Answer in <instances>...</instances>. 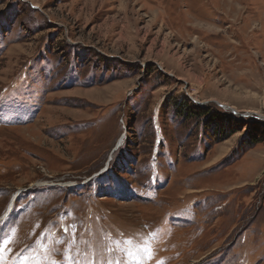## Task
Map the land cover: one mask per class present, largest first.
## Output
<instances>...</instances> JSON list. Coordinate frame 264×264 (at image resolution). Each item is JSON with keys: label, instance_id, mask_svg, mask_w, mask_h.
<instances>
[{"label": "rangeland", "instance_id": "374dc122", "mask_svg": "<svg viewBox=\"0 0 264 264\" xmlns=\"http://www.w3.org/2000/svg\"><path fill=\"white\" fill-rule=\"evenodd\" d=\"M0 264H264V0H0Z\"/></svg>", "mask_w": 264, "mask_h": 264}, {"label": "trees", "instance_id": "16d2710c", "mask_svg": "<svg viewBox=\"0 0 264 264\" xmlns=\"http://www.w3.org/2000/svg\"><path fill=\"white\" fill-rule=\"evenodd\" d=\"M181 112L184 113V111H181ZM191 113L198 117H202L204 116L205 111L203 109H198V111H196L195 109L191 107V109H188L187 114L185 113V115H190Z\"/></svg>", "mask_w": 264, "mask_h": 264}, {"label": "snow or ice", "instance_id": "6c2138e0", "mask_svg": "<svg viewBox=\"0 0 264 264\" xmlns=\"http://www.w3.org/2000/svg\"><path fill=\"white\" fill-rule=\"evenodd\" d=\"M144 252H145V254L150 258V256H151V251H150V249L145 248V249H144Z\"/></svg>", "mask_w": 264, "mask_h": 264}, {"label": "water", "instance_id": "95a60500", "mask_svg": "<svg viewBox=\"0 0 264 264\" xmlns=\"http://www.w3.org/2000/svg\"><path fill=\"white\" fill-rule=\"evenodd\" d=\"M220 107H222V108H224V109H228V110H230L231 112H233L234 114H236V112L235 111H232L231 109H229L228 107H226V106H222V105H219Z\"/></svg>", "mask_w": 264, "mask_h": 264}, {"label": "bare ground", "instance_id": "6f19581e", "mask_svg": "<svg viewBox=\"0 0 264 264\" xmlns=\"http://www.w3.org/2000/svg\"><path fill=\"white\" fill-rule=\"evenodd\" d=\"M227 107V106H226Z\"/></svg>", "mask_w": 264, "mask_h": 264}]
</instances>
